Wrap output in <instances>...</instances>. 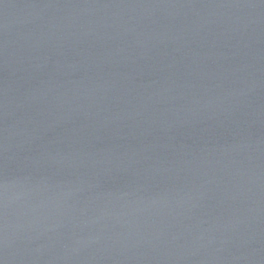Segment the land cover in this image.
Wrapping results in <instances>:
<instances>
[{
    "label": "water",
    "instance_id": "95a60500",
    "mask_svg": "<svg viewBox=\"0 0 264 264\" xmlns=\"http://www.w3.org/2000/svg\"><path fill=\"white\" fill-rule=\"evenodd\" d=\"M0 264H264V0H0Z\"/></svg>",
    "mask_w": 264,
    "mask_h": 264
}]
</instances>
